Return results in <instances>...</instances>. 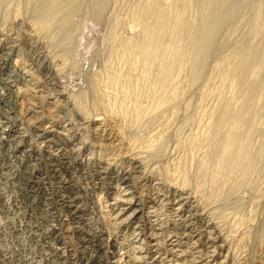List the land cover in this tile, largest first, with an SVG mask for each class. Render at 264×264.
<instances>
[{
	"label": "rangeland",
	"instance_id": "obj_1",
	"mask_svg": "<svg viewBox=\"0 0 264 264\" xmlns=\"http://www.w3.org/2000/svg\"><path fill=\"white\" fill-rule=\"evenodd\" d=\"M44 1L46 0H0V50L2 49L0 57H5L4 65L0 64V264H18V262L19 264H68L71 260H77L75 264H83L100 255L103 262L108 264H139L138 256L141 253L133 247L131 234L135 222L144 225L148 218L154 220L155 217H152L153 213H151L154 211L156 212L154 215L162 220L163 226H167L166 233L167 231L168 234L182 233L184 226L179 222L174 223L178 219L170 209V204L174 203L173 200L178 197L177 194L181 189L180 192L188 195L190 201L192 199L191 202L196 203L197 206L195 211L197 217L194 216L192 220V228L200 229L207 225L215 235L219 233L220 237H223L218 242V244L222 242L223 248L217 255L219 260L225 261L223 264H264V113L258 118L260 121L257 119L256 123L254 122L259 130L254 131V135L250 137L248 155L243 162L245 166L238 168L240 172L233 168V170H225L226 175L223 173L224 169L219 167L216 169L217 167L211 164L210 158H207L211 151H216L211 147L207 136L212 124L210 113L217 109L224 97L229 98L235 91L233 87L222 88L220 72L227 69L226 67L230 68L240 57L235 46L237 43L246 38L252 42L257 37L264 38V23L257 37L256 33L251 34L255 38L251 35L246 37L243 33L244 29V32L248 30L246 20L254 14L252 12L255 11L258 0H241L244 6L237 9L240 12L235 13L237 19L234 17L233 25L230 20L231 24L228 23L226 26L228 29L232 26L234 31L232 34L226 32L223 33V37L220 36L222 47L212 50L207 66L197 83L192 85L190 82L191 71L188 66L190 56H188L186 61L184 60L185 64L188 62L187 65L181 64H184V69H181L179 76H175L176 78L170 81L171 86L167 84L164 89L166 92L162 95L158 92L161 89L160 83L146 71L145 66L136 61H127L122 55L121 47L111 43L109 39L112 32L117 38L131 35L130 14L141 0H108L102 17L97 22L84 20L83 15H80L84 12L78 10V14L71 17H65L66 15L61 11L62 14L59 12L57 19L49 24L41 21L45 10L41 5H44ZM85 1L76 0L75 4H81L84 9L85 5L82 4H85ZM88 5L87 2L86 6ZM135 26L136 29L139 27L137 23L134 24V29ZM21 68L27 70L29 76H24ZM111 69L112 72L109 71ZM126 74L134 76L132 86L123 82L125 77L123 75ZM251 75H254L253 72ZM9 76L19 86L32 77V82H37L43 94L52 102V107L41 104L44 113L49 109L48 107L52 109V111L48 110L52 113V118L47 116L43 120H53L56 124L59 135H55V139L61 141L62 145L65 143L62 146L63 152L67 153H65V163L56 161L47 154L42 138L25 122L24 115L22 117L11 94L2 84ZM96 77L99 81L96 82L100 83L98 84L100 92L105 93L102 92L101 95L104 100L94 94L92 81ZM155 85L156 87H153ZM154 89L156 91H153ZM173 92H177V96ZM98 100H103L106 108L112 110L107 109L109 111L107 112L105 108L103 109L106 111L99 109L98 106L94 107L99 103ZM81 104L85 106L84 111H86L82 112L87 118L80 111ZM110 112L113 114L109 115ZM105 114L108 116L106 117ZM111 115L114 118L119 116L115 119L120 131L122 130V135L124 133L125 135H121L122 143L119 142L116 146L108 148L94 133L93 120L101 118L104 122ZM98 141L103 144L100 145ZM27 146L33 147L34 150L29 158L21 157V162L9 153L11 147H17V150L21 151ZM130 151L132 153H129ZM17 154L20 156V152ZM132 156L136 158L135 161L132 160ZM65 180L71 181L73 185H66L63 183ZM35 186L36 188L38 186L37 191ZM114 186H126L133 200L140 203L143 211L141 214H147L137 216L141 221L136 218L128 224H121L115 218L114 207L110 202L117 193L113 190ZM176 188L179 190L176 191L178 193L174 192ZM70 199H74L71 204L77 206L76 208L68 206ZM64 219L69 220V225L72 226L75 234L71 231L69 238L64 237V239L63 235L49 237L51 240L47 239L48 244L45 245L49 248L45 253L40 229L49 222L58 228L59 223ZM25 223H27L26 227ZM82 232L85 235L88 233V236L95 239L94 245L102 241L101 245H104L102 251L96 252V246L94 247L92 243L91 245L82 243L80 240L83 238ZM75 235L80 237L77 238ZM71 238L75 239L72 241ZM124 241L127 243L125 244ZM212 249L210 253L215 252ZM60 251L62 254L65 253L62 255ZM203 251L205 253L207 250L203 249ZM145 258L142 264L150 260ZM175 259L174 263L182 264L181 260ZM167 262L165 264L172 263V261Z\"/></svg>",
	"mask_w": 264,
	"mask_h": 264
},
{
	"label": "bare ground",
	"instance_id": "obj_2",
	"mask_svg": "<svg viewBox=\"0 0 264 264\" xmlns=\"http://www.w3.org/2000/svg\"><path fill=\"white\" fill-rule=\"evenodd\" d=\"M39 1H41V0H39ZM75 1L76 0H46V1H44V3H43L44 5H41V6H44L45 10H44V8H42V7L41 8H42V10H44L43 14H45V15H43L41 13L42 14V16H41L42 20L41 21L43 23L49 24L52 21L54 22L55 21L54 19H57V16L60 14L59 12H61V11L64 12L63 15L65 14L66 15L65 17L75 16L74 14H78V12L80 11V12H84L83 14H80V15H83L84 20L97 22L99 19H101L102 14H103V10H104L108 0H92V1L86 0L89 3L88 6H86L87 2L84 0L85 4H82V5L83 6L85 5L87 7V8H85V6H84V9L81 7V4H75ZM243 1H245V0H243ZM254 3H256V2H254ZM137 4L138 5H136V8L134 6L135 9H133L132 10L133 12L130 14V20H131L132 24H129V30L131 31L129 33H131V35H128V37H126V38H117L114 35V33L112 32L109 36V39H110L111 43L119 45L121 47L122 55L124 56V58L127 59V61H130V62L136 61V63L139 62L140 64L142 63L141 65L145 66L146 71L150 72L154 76V79L157 80L158 83H160L161 89L159 88L160 90L158 91L160 93V95H162L163 92L164 93L166 92V91H164V89L167 87V84L169 83L168 85H170V81L171 80L173 81V78H176L175 76H177V75L179 76V74L182 71L181 69H184L183 68V66L185 64L184 60L186 61V58L188 56H190V59L188 58V60H189L188 66H190V71H191L190 72L191 73L190 74V76H191L190 82H192V85H194V83H197V81H199V79L202 76L203 71L205 70V67L207 66V63H208V60H209V57L211 55L212 50L222 47L221 41L219 40V39H221L220 36H222L223 33L226 34V32L232 34V32L234 31V30H232V26H230V28L228 29L226 27L227 24L231 20L232 24L229 23V25L230 24L233 25L232 19L238 14L237 13V12H239L238 10L241 9L242 6H244L243 5L244 3L241 0H231L230 2H228V1L223 2L222 0H141V2L137 3ZM253 7H254V5H253ZM62 12H61V14H62ZM235 13H237V14H235ZM252 13H254V14L251 17L247 16L248 19L247 20L245 19L247 26H249V27L246 26L248 28V30L246 29L247 30L246 32H244L245 29L243 30V33L245 34L246 37L248 35H251V34L254 35L255 33H256L255 35L257 37L258 33H260L259 31H261V29H263L264 0H258L257 4H255V11H253ZM239 15H238V17H239ZM76 17H77V15H76ZM235 18H234V21H235ZM134 22L139 25V27L137 29H136L137 26H135V29H134V24H135ZM242 26H243V24H242ZM69 31H71V29ZM263 33H264V31H263ZM253 35H251V36H253ZM235 46L237 47V52L240 53V57L237 58L239 56L238 55L236 57L237 60H235V62L232 63L233 65H231L230 68L226 67L227 69H223V68H225V67H223L222 68L223 70H221V72H220L221 80H222V88L224 87V89H225V88L233 87L235 91H234V93L231 94V96L229 98L224 97L225 99L223 98V101L222 102L220 101L221 104H219L218 107L216 106L217 109L214 108L215 111L212 110L213 113L212 112L210 113L212 124H211L210 130L208 129L210 131L209 135H207L209 137V142H210L211 147H214L216 149V151H211L207 158H210L211 164L214 165L215 167H217L216 169H218V167H219V169L220 168L224 169L223 171L229 170V169L233 170V168H234V170H235V168L237 170L238 168L240 169L241 167L245 166V164L243 162L246 160V155H248L247 154L248 148L250 147L249 143L251 141L250 137H252L254 135L253 132L254 131L256 132V130H257V126L254 125V122L256 123V120L260 117V115H263V113H264V38L263 37H257V39L253 42L250 40L248 41V39L246 38V39L242 40L241 42L237 43V45H235ZM233 50H235V49H233ZM0 51H2V49ZM122 57H120V58H122ZM4 59H5V57H3V58L0 57V64H3L5 62ZM126 59H124V60H126ZM182 63H184V64L181 65ZM187 63L185 65H187ZM21 69H22L21 70L22 74L24 76H29V73L27 70L24 69L25 70L24 71L23 68H21ZM126 69H127V67H126ZM109 71L112 72V69ZM252 72L254 75H251ZM152 75H150V76H152ZM123 77H124L123 82L125 81L128 85H131L132 83H134L133 82L134 79L132 78L134 76H130L129 74H126V75H123ZM30 78H31V80H28V82H26L24 84L22 83L23 85L19 86L15 82V80L11 79L9 76L8 78L3 80L2 84H3L4 88L7 89V91L11 94L14 104L17 105L16 107L18 108L19 112L22 113V117L24 115V119H26L25 122L28 125L32 126V128L37 132L39 137L42 138L43 146L46 148L45 151H47V154L50 155L52 158L56 159V161L65 163L64 161L66 159L67 153L63 152L64 150H62V146L65 143L63 142L64 144L62 145L61 141L59 142V140L55 139V135L56 136L59 135V132L56 130V127H55L56 124L53 122V120H51V121H47V120L44 121L43 120V118L47 117V116L49 118H52V113L50 111H48V110L52 111V109L50 108L53 106L52 102L49 100L48 97H46L45 94H43V90L40 88V86L37 85V82H32L33 78L32 77H30ZM154 79H151V80H154ZM96 80H97V77L95 79H93V81H92V88L94 90V94L99 95L103 99V97L101 96L103 91L101 90L102 92H100V89L98 86V84L100 85V83H97ZM106 80H108V79H106ZM33 81H35V80H33ZM174 81H175V79H174ZM119 82H120V80H119ZM120 85H122V84H120ZM172 85H173V83H172ZM123 86H125V85H123ZM153 87H156V85ZM153 91H156V90L154 89ZM128 92H127V94H128ZM155 93H157V92H155ZM173 93H175V92H173ZM176 93H175V95H176ZM103 94H105V93L103 92ZM156 97L158 98V94H156ZM165 97H164V99H165ZM164 99H162V101ZM102 101H99V103H96L97 102L96 101L95 102L96 104L94 107L98 106L99 109L105 108L107 110L108 108H106L107 107L105 105L106 103H103L104 101L103 102ZM110 103H112V102H110ZM127 103H128V101H127ZM157 103H159V102H157ZM41 104L42 105L46 104L47 106H50V107H48L49 109L46 110V113L43 112L44 110H42ZM43 106H45V105H43ZM78 106L79 105H77V107ZM84 107H85L84 104H81V106L79 107L81 110L80 109H78V110H80L82 112V111H84ZM118 108H119V106H118ZM120 108H121V106H120ZM110 109H108V110H110ZM123 109H125V108H123ZM101 110H99V111H101ZM106 110H104V111H106ZM108 110H107V112H109ZM86 113H88V110ZM100 113L102 114V112H100ZM111 113L113 114V112H110L109 115ZM115 113L116 112H114V114ZM54 114H55V112H54ZM82 115L86 116V114L83 112H82ZM120 115H122V114H120ZM107 116L108 115H106V117ZM118 117L119 116H117V118ZM134 117H136V116H134ZM85 118H87V116ZM115 118L113 115H111L104 122L102 121L101 118L100 119L94 118V120H93L94 121V123H93L94 124V127H93L94 133L99 138V141L103 142L106 146H108V148L112 147V146H116L117 144H119V142L122 143L121 142L122 136L125 135L124 132H123L124 134L122 135V133H121L122 130L120 131V127H119L117 120H116L117 118L116 119ZM103 120H104V118H103ZM121 123H122V121H121ZM258 130H259V128H258ZM207 133H208V131H207ZM58 138H60V137H58ZM122 141L124 142V140H122ZM103 143H100V145ZM123 144H121V145H123ZM32 148L30 146H27V148H24L23 150L19 151V150H17V147H13V148L11 147L9 153L10 154L12 153V155L15 158L19 159L18 161L21 162L22 161L21 157L24 156L27 158V156H28V158H29V156L31 155V153L34 150V148L33 149ZM124 149H126L125 145H124ZM211 150H213V149H211ZM258 151H259V149H258ZM18 152H20V154H19L20 156H18V154H17ZM70 153H72V152H70ZM129 153H132V152L130 151ZM259 153H260V151H259ZM261 154H262V152H261ZM244 158H245V160H244ZM135 159L132 156V160L135 161ZM56 161H55V163H56ZM67 161H68V159H67ZM207 162H208V160H207ZM55 163H54V165H55ZM61 166L64 167V165H61ZM30 167H31V165H30ZM11 168H13V167H11ZM25 169H26V167H25ZM232 170H230V171H232ZM101 171H103V170H101ZM245 171H247V170H245ZM239 172H240V170H239ZM101 173H103V172H101ZM223 173H226V171ZM244 173H246V172H244ZM123 175H125V174H123ZM226 175H227V173H226ZM228 176H229V173H228ZM214 177H215V175H214ZM32 178H33V176H32ZM39 181H40V179H39ZM31 182L33 183V181H31ZM63 183H66V185H68V186L73 185V183L69 180H65ZM152 185L153 184H151V187H153ZM126 186H118V187L114 186L113 190H114V192H117V193H116V196L114 195V197H112L111 201H110L111 206L114 207V209H113L114 214L113 215H115V218H117L120 221L119 223H121V224H123V223L128 224L129 221L136 220L137 216L143 212L142 206L140 205V203L138 201L133 200V197L130 196V194L128 192L129 190L127 191L128 188H126ZM31 187L33 188L34 185ZM154 187H156V186L154 185ZM35 188H36V186H35ZM37 188H38V186H37ZM37 188H36V191H37ZM103 190H105V189H103ZM176 191H179V190H177V188H176L174 190V192H176ZM180 191H179V193L176 192V193H178L177 194L178 197L174 200L172 199L174 203L170 204L171 205L170 209H171V211H173L172 213L174 214V217L176 216L178 219V220L174 221V223L179 222L180 224H182L184 226L183 227L184 231L182 233H177V234H171V233L168 234V231L166 233V227L167 226L166 227L163 226L162 220L160 218H158L157 215H154V213H156L154 211L151 212V213H153L152 217H155L154 220H151L148 218L147 223L144 224L145 226L143 225V223L139 224L140 222L139 223L135 222V225H134L135 227H133L134 229L132 230V233H131L133 235L132 242L134 243V246L132 244L131 245L135 248L136 251H138V253H141L138 256V262L137 263L142 264L143 262H145V261H143V259L146 257V258H150V260L148 261V263H145V264H161V263L165 264L167 261H172V263H170V264H176V263H174V262H176L175 258H177V260H181L182 264H223L225 261L221 260V259L219 260V257L217 256L218 253L223 248L222 247L223 245H221L222 242L220 244H218V242L220 240H222L221 238H223V237H220L219 233H218V235H217V233L215 235V232H212L211 230H209L207 225L204 228H200V229H197V228L193 229L192 228V222H193L192 220H193L194 216L197 215V213H195L197 206H196V203L193 204V202H191L192 199L190 201L188 195H184V193L180 192ZM157 192H159V191H157ZM63 195H64V193H63ZM154 196H156V195L154 194ZM158 196H159V194L157 193V197ZM163 196H165V195H163ZM171 196H173V195H171ZM159 198H162V197H159ZM73 200L74 199H72V200L70 199V201L68 203V206H71V208L74 207V205L71 204V202ZM160 200H162V199H160ZM76 207H74V208H76ZM73 210H75V209H73ZM72 212H74V211H72ZM143 214H141V215H143ZM23 215H24V213H23ZM144 215H147V214H144ZM149 216L151 217L150 212H149ZM22 217H24V216H22ZM113 218H114V216H113ZM140 218L142 219V217H140ZM138 219L139 218H137V220ZM23 220L25 221V219H23ZM68 221L69 220H67V219L61 220V223H59V225H58L60 227H58V228L56 227V225L54 226L53 224H50V222H49V224H46L42 229H40V238L43 240L42 243H44V245H45L48 242L47 239L51 236L56 237L58 235H63L62 236L63 239H64V237L69 238L70 233L73 230V228H72V226L69 225L70 223ZM27 222H29V221H27ZM119 223H117V224L119 225ZM209 223H211V222H209ZM26 224L27 223H25V227H26ZM30 224H31V222H30ZM206 224H208V223H206ZM28 226H30V225L28 224ZM41 226H39V227H41ZM76 227H78V226H76ZM79 233H80V231H79ZM76 235H78V234H76ZM35 236H36V234H35ZM71 236H72V234H71ZM86 236H88V233H86V235H85V233H83V236H82L83 238L80 239L82 243H84L85 245H87V244L91 245V243H92L94 247L96 246L95 247L96 252L102 251V249H103L102 247L104 246V245L103 246L101 245L102 241L99 242L98 245H94L93 242L95 239H93L91 236H88L86 238ZM149 236H150V238L148 239ZM32 237H34V236H32ZM79 237H80V235H79ZM79 237H77V238H79ZM30 238H31V236H30ZM63 239H62V241H63ZM71 239H69V240H71ZM74 239H72V241ZM130 240H128V241H130ZM36 241H38V240H36ZM126 243H127V241L125 242V244ZM46 245L44 247H42L44 249L45 253H46V250H48V248H49ZM41 246H43V244ZM76 246H78V244ZM79 247H80V243H79ZM53 248L55 249V247H53ZM212 248L215 250L214 253L209 252V251H211ZM39 249H40V247H39ZM131 249H132V247H131ZM203 249H206L207 251L205 253H203L205 251V250L203 251ZM84 250L86 253L87 251L85 248H84ZM84 250H83V252H84ZM123 250H125V249H123ZM125 251H123V252H125ZM127 251H129V250H127ZM55 252L57 253V251H55ZM96 252H93V253L96 254ZM130 252H132V251H130ZM59 253H61V251ZM136 254H135V256H136ZM142 254H144V255H142ZM67 255H69V254H67ZM92 255H94V254H92ZM100 256L102 258V255H100ZM100 256L99 257L98 256L93 257L90 261H88L89 263L88 262H85V263H88V264H108V262H103V260L100 258ZM124 256H125V254H124ZM73 257H74V255H73ZM40 258H42V257H40ZM71 258H72V256H71ZM83 258H81V259L83 260ZM85 259L87 260V258H85ZM85 259H84V261H85ZM120 259H118V260H120ZM134 260H136V259L134 258ZM75 261H77V260H75ZM75 261L71 260L70 263H68V264H75ZM259 261H261V259ZM85 263H83V264H85ZM263 263H264V259H263ZM18 264H19V262H18Z\"/></svg>",
	"mask_w": 264,
	"mask_h": 264
}]
</instances>
